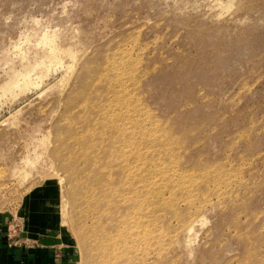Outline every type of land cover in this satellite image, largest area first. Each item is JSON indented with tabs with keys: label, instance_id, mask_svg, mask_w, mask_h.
Instances as JSON below:
<instances>
[{
	"label": "rangeland",
	"instance_id": "374dc122",
	"mask_svg": "<svg viewBox=\"0 0 264 264\" xmlns=\"http://www.w3.org/2000/svg\"><path fill=\"white\" fill-rule=\"evenodd\" d=\"M121 74L130 80L118 81ZM26 77L45 84L19 91ZM86 83H97L103 98L122 86V143L156 142L158 162L172 148L183 170L197 175L185 183L192 182L193 198L178 187L163 191L166 210H196L201 218L190 237L181 236L176 263L264 264V0H231L229 8L218 0H0V216L22 232L23 210L58 199L59 185L68 223L53 237L70 264L102 263L78 236L89 241L92 231L82 213L88 202L70 195L76 182L86 200L84 178L71 182L53 153L58 135L77 130ZM134 111L137 117L122 115ZM127 152L135 162L125 163L132 169L124 190L144 209L129 214L130 226L143 233L153 230L154 215L135 190L150 180L134 165L147 151ZM104 188L122 203L118 173L107 175Z\"/></svg>",
	"mask_w": 264,
	"mask_h": 264
},
{
	"label": "bare ground",
	"instance_id": "6f19581e",
	"mask_svg": "<svg viewBox=\"0 0 264 264\" xmlns=\"http://www.w3.org/2000/svg\"><path fill=\"white\" fill-rule=\"evenodd\" d=\"M218 1L223 7L229 8L231 5V0ZM48 70L50 71V68ZM116 72L120 74L122 69L117 67ZM132 78L134 82L138 78L134 69H132ZM122 80L127 81L130 78L125 74H121L118 76V81L122 82ZM44 84L42 82L33 83L27 80L26 77L24 82L18 86V89L25 92L24 90L30 87L40 89ZM107 86L108 84L100 83L101 88H106ZM82 94L85 99L83 103L77 106V108L82 110V114L77 121V130L75 132L69 130L66 135H58L56 137L57 146L53 153L62 160V165L69 180L74 182V180L84 178L83 182L80 183L89 192L86 200L80 197L75 190L76 182L70 190L73 203L88 202L91 207V210L82 212L85 218L89 215V219H91L89 226L92 229L91 238L89 237L90 242L87 241L82 231L78 234L83 248L92 251L94 257L102 260L101 264H156L159 260L166 261V264H178L173 259V256L176 255L177 250L183 244L181 236L190 237L201 218L199 219V214L196 213V210L195 212L188 210L183 215H179L177 210L173 212L166 210L170 206L167 205L163 197V191L168 190L172 193L178 187L189 192L187 199L193 198L191 195L192 190H188V188L193 186L192 182L187 185L185 183L186 181L195 180L197 175H190V173L183 170L181 161H176L175 156L173 157L170 154L172 148H163L162 152L166 154V157L161 162H158L156 158H158L159 153L154 150V146L158 145L156 142H142V138H140L139 143H122V135L126 136L128 134L122 127L121 120L122 86L114 87L111 93L103 98L104 93L99 90L97 83L93 86H88L86 83ZM76 104V101H74L73 106H76ZM129 107L134 109V102H130ZM122 115L127 118L131 116L137 117L136 111L133 114L126 113ZM132 125H136L140 130L143 129L140 123L135 122ZM142 134L145 136L147 133L142 130ZM67 139H71L70 145L76 144L77 152L70 154L69 148H72V146L67 143ZM163 141L165 143H175L169 137L164 138ZM137 147L147 151L143 155L138 156L139 161L134 165L138 171L137 175L139 177L145 176L150 180V183L144 187H136L135 191L139 198H145V209H149L150 213L154 215L153 230L146 229L143 233L141 230L130 226L132 221L129 214L132 211L144 209L133 205L128 198L129 192L124 190V183L128 178L127 172L132 169L125 163L133 166L135 162V158L127 152V149ZM67 156L69 157L67 158ZM110 173H118V179L122 180V203H119L113 194L109 195L108 190L104 188V182ZM137 178V176H131L127 181H132L133 185ZM60 181V177H58L57 183L59 184ZM57 186L58 200H44L43 208L44 210L57 211L60 216V226H67L68 222L65 216L67 204L63 203L60 196L62 189L59 188V185ZM105 195L108 196L104 207L103 198ZM153 198L154 201L152 200ZM149 203L153 204L154 207L156 205L157 209L150 210L151 204ZM115 206L117 210L113 209ZM82 213L79 211V217ZM166 216H168V219H166ZM174 216L178 219L177 224L172 226L174 219L171 217ZM161 219L165 224L160 223ZM47 232L55 234L59 230H48ZM140 235L144 237L143 243H146L144 249L142 247L143 243L135 242L131 239L133 236ZM81 255L82 252L80 253L78 250V259H83L84 256Z\"/></svg>",
	"mask_w": 264,
	"mask_h": 264
},
{
	"label": "crops",
	"instance_id": "0c3cea01",
	"mask_svg": "<svg viewBox=\"0 0 264 264\" xmlns=\"http://www.w3.org/2000/svg\"><path fill=\"white\" fill-rule=\"evenodd\" d=\"M44 200L58 199L44 197L35 210H23L24 229L17 232L16 238L24 240V244L10 245L7 237L8 218L0 216V264H70L57 245L53 237L55 234L47 232L59 230L60 216L57 211L44 210Z\"/></svg>",
	"mask_w": 264,
	"mask_h": 264
},
{
	"label": "built area",
	"instance_id": "2783aa9c",
	"mask_svg": "<svg viewBox=\"0 0 264 264\" xmlns=\"http://www.w3.org/2000/svg\"><path fill=\"white\" fill-rule=\"evenodd\" d=\"M18 227V224H15ZM15 225H8L7 226V237L10 240V245H17V244H24V240L20 241L17 239V229L15 228ZM19 230V229H18Z\"/></svg>",
	"mask_w": 264,
	"mask_h": 264
}]
</instances>
